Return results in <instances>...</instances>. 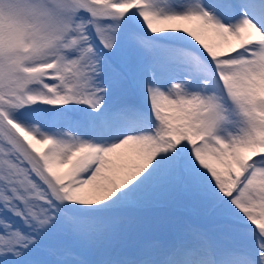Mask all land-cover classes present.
Returning a JSON list of instances; mask_svg holds the SVG:
<instances>
[{
    "label": "snow or ice",
    "instance_id": "snow-or-ice-1",
    "mask_svg": "<svg viewBox=\"0 0 264 264\" xmlns=\"http://www.w3.org/2000/svg\"><path fill=\"white\" fill-rule=\"evenodd\" d=\"M0 264H264V0H0Z\"/></svg>",
    "mask_w": 264,
    "mask_h": 264
},
{
    "label": "rangeland",
    "instance_id": "rangeland-1",
    "mask_svg": "<svg viewBox=\"0 0 264 264\" xmlns=\"http://www.w3.org/2000/svg\"><path fill=\"white\" fill-rule=\"evenodd\" d=\"M172 200H174L173 197L165 198L156 205H166ZM145 209L122 214L121 234L110 244H101L87 252V258L101 259L111 254L135 258L148 245H163L168 242L171 235L169 227L174 223L198 222L200 219L199 209L188 205L180 197L178 202L173 204L174 211L179 214L177 216L145 214ZM135 213L138 214L134 215Z\"/></svg>",
    "mask_w": 264,
    "mask_h": 264
},
{
    "label": "bare ground",
    "instance_id": "bare-ground-1",
    "mask_svg": "<svg viewBox=\"0 0 264 264\" xmlns=\"http://www.w3.org/2000/svg\"><path fill=\"white\" fill-rule=\"evenodd\" d=\"M174 198V197H173ZM173 204L176 202L169 201L166 205H156L148 209H145V214H156V215H179L173 209ZM138 214V213H137ZM136 213L134 215H137ZM130 216V215H129ZM199 222V221H198ZM190 223H196L195 221H190Z\"/></svg>",
    "mask_w": 264,
    "mask_h": 264
}]
</instances>
